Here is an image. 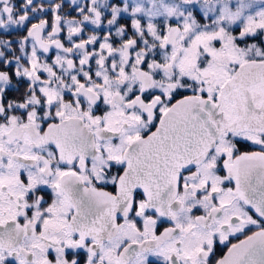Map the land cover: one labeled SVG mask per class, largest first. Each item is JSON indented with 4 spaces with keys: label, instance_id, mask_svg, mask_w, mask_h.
Returning a JSON list of instances; mask_svg holds the SVG:
<instances>
[{
    "label": "snow or ice",
    "instance_id": "1",
    "mask_svg": "<svg viewBox=\"0 0 264 264\" xmlns=\"http://www.w3.org/2000/svg\"><path fill=\"white\" fill-rule=\"evenodd\" d=\"M0 264H264V0H0Z\"/></svg>",
    "mask_w": 264,
    "mask_h": 264
}]
</instances>
